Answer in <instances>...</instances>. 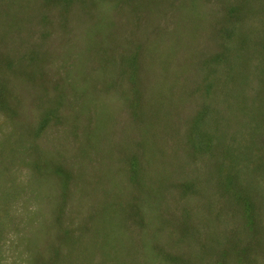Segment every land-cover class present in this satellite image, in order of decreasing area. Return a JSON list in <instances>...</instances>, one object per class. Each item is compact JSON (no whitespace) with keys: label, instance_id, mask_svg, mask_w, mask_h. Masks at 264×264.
Instances as JSON below:
<instances>
[{"label":"rangeland","instance_id":"1","mask_svg":"<svg viewBox=\"0 0 264 264\" xmlns=\"http://www.w3.org/2000/svg\"><path fill=\"white\" fill-rule=\"evenodd\" d=\"M0 264H264V0H0Z\"/></svg>","mask_w":264,"mask_h":264}]
</instances>
